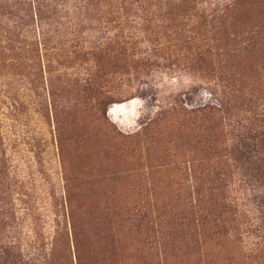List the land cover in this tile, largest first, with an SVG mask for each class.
<instances>
[{
    "label": "rangeland",
    "instance_id": "rangeland-1",
    "mask_svg": "<svg viewBox=\"0 0 264 264\" xmlns=\"http://www.w3.org/2000/svg\"><path fill=\"white\" fill-rule=\"evenodd\" d=\"M205 2L138 13L152 20L126 32L153 33L141 50L162 49L104 59L105 106L85 93L88 60L53 40L33 41L28 79L0 67L4 188L20 222L10 236L48 246L60 220L76 264H264V177L234 159L241 143L264 159V0L225 30L241 36L214 43ZM45 16L49 32L93 40L121 29Z\"/></svg>",
    "mask_w": 264,
    "mask_h": 264
},
{
    "label": "trees",
    "instance_id": "trees-1",
    "mask_svg": "<svg viewBox=\"0 0 264 264\" xmlns=\"http://www.w3.org/2000/svg\"><path fill=\"white\" fill-rule=\"evenodd\" d=\"M72 1L0 0V9L5 10L0 13V67L7 66L12 69L11 74H21L25 79H28L26 73H28V66H30L29 60L35 50L33 41L35 38L37 39V36L39 37V44L53 40L57 44H61L60 46H54L55 49L61 48L60 50H63L58 53H62V55L67 57L75 54L88 60L90 67L88 68L87 76L84 78V86L85 93L88 94V99L94 103V107L95 105L97 107L105 106L104 99L106 94L102 92L100 87V80L104 77L103 73L106 67L104 59H116L126 55L136 57L137 55L139 60H150L157 56V51L162 49V46L157 44L155 47H151L150 54L141 50V45H148V42H151L150 35L153 33L138 29L134 30V32H126L128 29L142 26L145 22L148 23L152 20V18H145L139 15V12L146 9H162L164 7L175 10L198 11L202 10L206 3L205 0H111V9L106 7L107 9L103 10V14H101L100 12L105 8L103 0H75V4ZM253 1L209 0L208 6H206V11L208 12L206 16L208 23L211 24V40H213V43L222 40L224 33L227 35V39L231 35L236 38L241 36L237 29L230 34L225 32V30L226 28H232V24H236L239 21L237 20L238 14L242 15L244 11H248ZM69 2L72 3L71 6L64 9V7L69 5ZM47 12L57 22V25H64L65 23L61 22L60 19L65 18L67 22H72L71 24L74 25L79 22L89 21L90 23H102L105 25L104 28H108L106 25L115 23V26L121 29L118 32H113V34L109 33L98 37L97 40H93L88 32H84V34L73 30L66 32L67 28L63 30L64 32L58 29L50 30L49 32L46 27L50 23L45 19ZM107 15H111V18ZM186 21H191V18ZM194 21L196 22V19ZM189 34L188 36L186 34L182 36L187 43L191 42V35ZM80 38L87 40V42L91 39V42L85 46L83 43H78ZM253 38L254 36L251 34L246 41L247 46L251 45V42L248 41ZM211 50L214 51V48L211 47ZM142 53H145V55L142 56ZM229 104V101L222 104L225 111L230 110ZM197 110H204V108ZM245 139L246 136L243 137L242 142ZM0 153V264H76L74 263V258L75 256L79 258V248L75 245V251L72 250L69 238L70 233L60 220L55 221L57 229L54 239L48 246L43 242L40 244L38 236L37 239L25 244L23 239H16L15 236L9 235L7 228L11 226L10 223L14 222L17 228L20 222H17L16 205L7 206L9 202L7 203V190L4 188V182L5 173L9 170V167L6 152L1 149V144ZM254 157L247 151V146L241 143V147L236 152L234 159L243 168L248 166L252 174L256 173V175L263 178L264 159L254 160ZM6 177L9 178V175ZM65 217L66 213L64 221ZM74 221L76 222L75 216H73V223ZM71 226L73 225L71 224ZM74 226L76 227L77 224L74 223ZM77 230L78 228H74L72 234L75 233V236H78Z\"/></svg>",
    "mask_w": 264,
    "mask_h": 264
}]
</instances>
